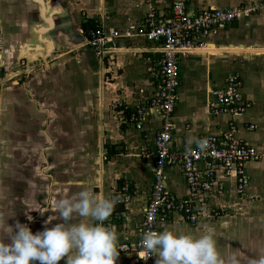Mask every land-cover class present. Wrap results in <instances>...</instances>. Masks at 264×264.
I'll use <instances>...</instances> for the list:
<instances>
[{"label": "crops", "instance_id": "0c3cea01", "mask_svg": "<svg viewBox=\"0 0 264 264\" xmlns=\"http://www.w3.org/2000/svg\"><path fill=\"white\" fill-rule=\"evenodd\" d=\"M76 1H67L65 11L60 1L0 0V190L5 193L10 188L22 196L21 202L17 199L0 202L3 209L0 225L11 233L10 227L14 229L19 222L35 234L61 222L58 214L52 225L37 227V222L28 219L32 204L22 202V198L34 195L37 189L40 148L56 132L68 137V147L78 149L73 159L67 155V172L71 162L77 166L81 163L84 171L80 182H74L72 175L67 176L69 198L82 190L84 183L90 191L104 197L115 189L117 194L120 180L131 184L133 198L125 204L127 217L122 223V232L118 233L123 239L131 238L140 223L154 172L152 161L137 155L150 149V135L161 124L158 114L145 117L143 132L122 121L127 119L125 112L147 104L154 96L159 59V54L150 50L153 46L134 36L133 29L151 9L158 21H163L174 0ZM185 4L189 13L205 8L253 4L260 7L246 17L213 29L203 39L200 49L179 60L180 86L172 114L171 151L191 149L206 135L220 138L230 131L232 124L238 140L263 152L264 0H185ZM87 20H97L106 29L117 31L120 37L115 43L119 51L98 56L89 49L81 28ZM230 76H237L239 93L249 107L238 117L211 114L210 93L223 89ZM104 77L107 82L102 81ZM110 102L115 107L111 118L116 126L108 123L106 110ZM250 126L252 130L248 129ZM84 128L94 130L95 138L97 131H101L99 141L104 137L109 139L107 144L103 141L102 148L96 149L94 159L90 158L91 154L89 158L83 155L86 139L82 138L86 142L81 138L73 142L72 136L70 139L72 132L84 133ZM66 150L69 149L66 147ZM99 155H103L102 161L106 164L96 170L94 164L100 163ZM244 173L249 183L242 192L236 191L233 179H223L217 174L222 190L210 194L206 201L209 206L224 210L221 217L208 221L201 216L194 226L175 219L159 224L156 231L172 228L200 234L211 227L222 260L232 255L239 264H247L250 256L259 260L264 256V160L248 162ZM164 178L169 192L180 197L188 195L179 168L166 169ZM102 180L106 184L104 191L97 192ZM27 186L30 192L24 191ZM82 219L75 217L73 222ZM4 237L2 229L0 238ZM156 259L152 255L147 264H155ZM58 264H65V259Z\"/></svg>", "mask_w": 264, "mask_h": 264}, {"label": "built area", "instance_id": "2783aa9c", "mask_svg": "<svg viewBox=\"0 0 264 264\" xmlns=\"http://www.w3.org/2000/svg\"><path fill=\"white\" fill-rule=\"evenodd\" d=\"M148 1V0H146ZM259 4L238 6L235 8H205L189 13L185 0H174L169 8L168 17L158 21L152 9L146 14L135 30L134 36L141 38L150 50L159 54L157 73L154 85V96L147 104L136 106L128 112V118L122 119L135 130L143 132L142 123L146 116L158 114L161 124L150 135V149L142 151L137 157L152 161L154 172L148 191L140 223L133 232V238H124L118 243L119 256L116 264H147L152 254L142 247V236L145 231H156L157 226L178 219L189 226L197 224L201 216L211 221L221 217L224 210L209 206L207 199L213 192L222 190L217 182V174L223 179H233L237 192H242L249 180L245 176V165L250 162L264 160L263 152L243 144L234 136V126L220 138L206 135L198 141H206L203 149L194 146L191 149L172 152L171 132L173 110L177 104L180 86L179 60L193 51L200 49L204 38L215 28L254 13ZM94 27L86 33V46L98 56H110L119 51L116 39L120 34L114 29H106L97 20ZM240 83L237 76H230L224 82V88L211 91L213 101L209 104L211 114H225L232 117L242 115L249 104L242 100L239 93ZM252 130L253 126L248 127ZM148 135H144L148 139ZM179 168L188 192L186 197L169 192L165 185L166 169ZM119 200L127 204L133 198L129 193V183H124L122 191L117 192ZM127 217L126 211H112L104 222L115 228L117 234ZM134 257V260L132 259Z\"/></svg>", "mask_w": 264, "mask_h": 264}, {"label": "clouds", "instance_id": "9594fccd", "mask_svg": "<svg viewBox=\"0 0 264 264\" xmlns=\"http://www.w3.org/2000/svg\"><path fill=\"white\" fill-rule=\"evenodd\" d=\"M203 149L206 141H197ZM75 196L56 202L60 223L35 234L17 222L11 234L0 238V264H116L120 248L114 227L104 222L119 197H104L84 183ZM75 217L83 218L73 222ZM31 220V218H28ZM48 223L47 221L45 222ZM142 247L157 257L155 264H239L232 255L222 260L211 227L200 234L164 228L143 233ZM253 264H264V256Z\"/></svg>", "mask_w": 264, "mask_h": 264}, {"label": "rangeland", "instance_id": "374dc122", "mask_svg": "<svg viewBox=\"0 0 264 264\" xmlns=\"http://www.w3.org/2000/svg\"><path fill=\"white\" fill-rule=\"evenodd\" d=\"M44 1L46 2L48 0H44ZM49 1H54V2L60 1L61 3H63V7L65 9L66 8L65 4H67V1L75 2L76 0H49ZM77 10L78 9H76V7H75V11H77ZM65 11H67V9H65ZM57 26H58V24H57ZM17 70H21V67H18ZM103 79L104 80H102V81L107 82V81H105V77ZM102 84L103 83L100 81V86H99L100 88L102 87ZM99 91H100V89H99ZM95 111H94V113H96ZM106 111L108 114V123L113 125V126H116L115 123L113 122L114 120L111 118V117H114V116H112V112L115 111V107H114V105H111V102L108 103ZM113 126H111V127H113ZM72 131H74V130H72ZM83 131H84V133H86L87 136L84 135V133L82 131H76L78 133V135L74 131V132H72L73 135L70 134V139H71V136H72L73 142H77L78 139H80V138L86 139L87 142L82 139V141L86 142V149H85V152L83 153V155L86 156V154H87V157L89 158V154H91L90 158L94 159L97 156V155H94V153L96 154V149L98 147L102 148L103 141L106 142V144H107V142H109V139H106V137H104V138L100 139V141H99V137H101V133H102L101 131H97V134H96L97 138L94 137V134H95L94 130H92V129L86 130L84 128ZM55 133L53 134V137L50 139L49 143L44 145L45 147L40 148L41 149L40 160H39L38 173H37V183L38 184H37V187H36L37 189L35 190L34 195H32V196L30 195L31 197L25 196L24 198H22L23 203L32 204V206H33L32 211L30 212V215H29V218H31V220H29V222H31V221L37 222L36 223L37 227H40V225H46V223H45L46 221L48 222L47 226L49 224L52 225V223L54 222V219H58L59 213H58V211L56 212V210H57L55 207L56 202L62 198H69V196L66 194L67 193L66 192L67 183H68L67 176L72 175L74 177L73 178L74 182H80L81 180H83L82 177L84 176V171L82 169V166L80 165L81 163L80 164L78 163V166H77L76 163H75L76 164L75 165V164H72V162H71L70 165H71V167L74 166V168H72V171L70 172L71 167H69L68 172H67V155L70 156L68 158L73 159V155L78 154V149L75 146H73V147L67 146L68 137H66V135H64V134L60 135L58 133H56V135H55ZM90 134H92L94 139L89 138ZM103 135H106V132H103ZM90 143H92L91 147H90ZM98 143L100 145H97ZM66 147L69 150H66ZM98 150H99V153L100 152L102 153L100 148ZM88 152H90V153H88ZM137 153H138V150L136 151L135 154H137ZM97 154H98V152H97ZM98 157L100 159L99 164H101V165L94 164L91 161L92 164H94L96 170H99V168L101 166L103 167V165L106 164V161H104V162L102 161L104 159L103 155H102V157H101V155H99ZM27 172L28 171H26L25 173H27ZM28 174H31V170L28 172ZM25 183H26V181H24V184ZM20 184H21V179H20L19 185ZM105 185L106 184L103 183V180H102V182L99 185V190H96V191L97 192L102 191V190L104 191L103 188L105 187ZM26 188L24 189V191L30 192V190H31L30 186H27ZM115 192H116V189L114 191L112 190L111 193H107L108 195L106 194L105 197H117V194H115ZM21 197H20V194L13 193L10 188H8L5 191V193H4L3 189L0 190V202H2V203H3V201H6V200L7 201H9V200L16 201V199L19 200V202H21V199H20ZM1 209L2 208H0V214L3 211V209H2V211H1ZM55 212L57 213V215L55 214ZM207 220L211 221L209 219H207ZM24 223H26V221ZM2 229H3V232L6 236H9L11 234V233H8L7 231L5 232V229L3 228V226L0 225V233L1 234H2ZM120 232H122V230ZM125 233H127L126 230H125ZM121 238L123 239L122 234H118V243L122 242ZM254 261H258V260L254 259L253 257L250 256L248 258L247 264H253Z\"/></svg>", "mask_w": 264, "mask_h": 264}, {"label": "trees", "instance_id": "16d2710c", "mask_svg": "<svg viewBox=\"0 0 264 264\" xmlns=\"http://www.w3.org/2000/svg\"><path fill=\"white\" fill-rule=\"evenodd\" d=\"M93 24H94V22H93V21H90V20H87V21H85L83 24H81V28H82L83 32L85 33V35H86V33H87V31H88L89 29H92V28L94 27ZM125 113H126V114H125L126 118H128V112H125ZM109 153H110V152H109ZM122 187H123V181L120 180V181L118 182L117 190H118V191H122ZM129 193H130V195H133V192H132V186H131L130 183H129ZM116 207H117V211H123V210H124V207H125V204L122 203V202H119V203L116 205ZM114 211H116V210L114 209Z\"/></svg>", "mask_w": 264, "mask_h": 264}]
</instances>
